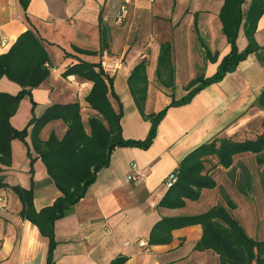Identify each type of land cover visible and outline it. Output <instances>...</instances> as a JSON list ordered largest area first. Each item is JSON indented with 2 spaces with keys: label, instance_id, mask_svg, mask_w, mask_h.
<instances>
[{
  "label": "crops",
  "instance_id": "1",
  "mask_svg": "<svg viewBox=\"0 0 264 264\" xmlns=\"http://www.w3.org/2000/svg\"><path fill=\"white\" fill-rule=\"evenodd\" d=\"M120 3L121 0H31L26 19L17 0H0V54L6 53L27 29L43 39L51 63L50 75L31 91L40 115L53 104L74 102L87 113L84 98L91 83L73 75L63 77L62 73L78 60L101 62L113 79L123 108V137L142 140L150 125L142 120L129 92L127 78L131 70L141 60L147 61L146 114L160 111L172 97H184L185 87L197 75L211 77L229 52L218 17L223 0H135L128 7L125 20L117 24ZM249 3L245 0L242 5L244 14ZM100 17L107 46L102 53ZM254 38L262 48L261 54L249 55L233 72L198 92L188 104L170 107L148 149L118 147L112 151L108 167L98 172L84 197L54 223L55 264H108L118 255L128 258L124 264H218L212 251L194 250L202 233L199 225L173 231L167 245L140 248L138 242L147 241L150 229L160 218L199 215L218 204L225 205L220 189L234 203L235 209L229 212L246 234L253 239L263 236L264 227L260 233L246 229L244 216L249 219L255 208L250 207V198L236 189L241 167H245L255 190L257 166L254 155L249 153L234 158L231 175L230 169L214 170L211 176L216 187L202 190L197 201H186L180 209L156 208L167 190L166 178L192 150L213 138L253 130L257 123L260 126L264 112L255 102L264 86V16L258 21ZM162 44L169 45L172 88L163 86L155 76ZM73 46L96 55L78 54ZM236 46L238 51L246 46L241 28ZM214 54L216 62L209 61ZM3 86L0 83V92H6ZM111 103L117 108L114 100ZM65 131L61 122L54 121L41 131L40 138L46 140L51 132L61 138ZM28 138L26 143L30 146ZM26 153L27 147L12 142L11 165L2 167V175L9 186L24 189L30 187L32 179L33 205L38 211L51 205L60 193L34 152L30 174ZM246 157H253L252 162H245ZM135 176H139L138 180L128 179ZM0 197L6 201V208L0 209V264H46L47 239L19 217L21 204L11 190H0ZM237 199L244 205H239ZM243 206L247 214L242 213Z\"/></svg>",
  "mask_w": 264,
  "mask_h": 264
},
{
  "label": "trees",
  "instance_id": "2",
  "mask_svg": "<svg viewBox=\"0 0 264 264\" xmlns=\"http://www.w3.org/2000/svg\"><path fill=\"white\" fill-rule=\"evenodd\" d=\"M25 18L31 0H17ZM245 0H223L219 11L221 33L229 45V52L220 60L216 72L208 78L197 75L185 87L186 95L179 100H172L158 112L145 113L148 80L147 61L141 60L130 72L127 85L134 106L144 121L149 122V130L142 140L125 139L122 135L121 119L123 108L113 88V79L103 69L101 62L89 63L78 60L70 64L62 73L63 77L73 75L91 83V88L84 98L87 113L84 121L82 108L78 102L53 104L38 117L31 120V146L27 147L30 174L32 175L34 152L42 161L47 175L53 181L60 196L49 206L36 211L33 205V182L24 189L18 185L9 186L2 175V167L11 165L10 141L27 136V130H15L10 124V117L16 112L18 102L29 96L50 75L51 63L44 41L34 31L27 29L21 33L8 51L0 54V79L6 77L17 84L20 90L16 95L0 92V190L9 189L19 199L21 210L19 217L34 225L40 236L47 239L48 253L46 264H55L53 251L56 247L54 223L65 217L68 211L86 194L94 184L100 170L108 167L112 151L118 147L148 149L155 136L157 126L170 107L188 104L201 90L220 82L227 73L233 72L238 64L249 55H260L254 35L258 21L264 16V0H249L245 14L242 5ZM101 35L100 53L106 48L103 40L105 26L99 18ZM242 29L246 46L238 51L236 39ZM82 55H96V52L72 47ZM67 55V54H65ZM209 55V54H208ZM217 54L209 57L216 62ZM261 59V57H260ZM263 62V60H261ZM156 78L167 88L173 87V70L169 60V45L160 46ZM111 99L116 102L114 108ZM256 107L264 112V86L256 102ZM61 122L66 131L61 138L51 132L46 140L40 138L41 131L51 122ZM252 154L259 172L260 184L264 186V116L257 131H241L228 137H216L201 144L187 154L171 173L175 182L167 188L158 202L157 209H180L186 201H197L201 191L214 189L216 183L211 173L218 167L235 170L234 158L241 154ZM32 177V176H31ZM252 176L245 167H241L236 189L243 195L253 191ZM223 204H218L208 211L194 216L160 218L149 231L147 245H167L172 241V232L189 226L199 225L201 237L194 246L195 251L210 250L218 257V264H264V234L260 239L249 237L229 210L235 205L225 191L220 189ZM127 257L118 255L108 264H124Z\"/></svg>",
  "mask_w": 264,
  "mask_h": 264
},
{
  "label": "rangeland",
  "instance_id": "3",
  "mask_svg": "<svg viewBox=\"0 0 264 264\" xmlns=\"http://www.w3.org/2000/svg\"><path fill=\"white\" fill-rule=\"evenodd\" d=\"M1 80L5 81V82H2ZM0 83L3 84L4 85L3 87L6 88V92H4V93H7L9 95H16L17 94V92H18V85L17 84L11 82L6 77H2L0 79ZM151 107H152L151 109H153L154 106H151ZM158 111H156V112H158ZM39 112H40V110L36 109V104L32 105L29 96L23 97L18 102V106H17L16 112L10 117V124L17 131H23L24 129H26L27 130V136H25L24 139L23 138H19V137L13 138L10 141V147H11V143L14 142V141H18L19 143H21L25 147L28 146L27 143H26V138L27 137H29L28 140H29L30 146H31L30 133H31V128L32 127L29 125V123L34 118H38L40 116ZM82 115H83L84 121H86V118L88 117V115H90V113H86L83 110L82 111ZM258 128H259V126H258V123H257L256 126H254L253 130H250V132L254 133L255 131L258 130ZM252 158L253 157H246V158H243V160L245 162H247V163L248 162L250 163V162H252ZM262 170H263V167H257V169H256V172H257V174H256L257 175L256 176L257 177V183H256V186H255V190H253L252 193H250L249 195H246V197L248 199L250 198L249 199L251 201V203H250L251 206L250 207L251 208H255L254 211H251V216H250L249 219H247V218L245 219V216H244V219H243V223H244L246 229L249 232H251V233H253V231H255V230L258 233H260L262 228L264 227V224H261V221L264 220V186H262L260 184V178H259V172L262 171ZM237 202L241 206L244 205L243 204L244 201H241V200L237 199ZM241 210H242L243 214H245V212L247 214V210L245 209L244 206H243V208Z\"/></svg>",
  "mask_w": 264,
  "mask_h": 264
},
{
  "label": "built area",
  "instance_id": "4",
  "mask_svg": "<svg viewBox=\"0 0 264 264\" xmlns=\"http://www.w3.org/2000/svg\"><path fill=\"white\" fill-rule=\"evenodd\" d=\"M133 1L135 0H121L115 19V22L117 24H121L123 20H125L128 12V7L131 5ZM138 177L139 176H135L134 178L128 177V179L138 180ZM174 182H175L174 176L172 174L168 175V177L165 180L166 188L170 187ZM4 208H6V201L0 197V209H4ZM138 246L140 248H145L147 246V243L144 241H139Z\"/></svg>",
  "mask_w": 264,
  "mask_h": 264
}]
</instances>
